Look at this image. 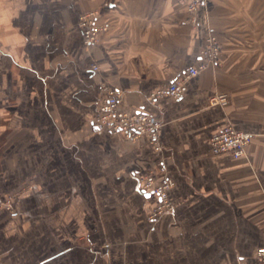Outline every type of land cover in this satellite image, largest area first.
<instances>
[{
	"label": "crops",
	"instance_id": "crops-1",
	"mask_svg": "<svg viewBox=\"0 0 264 264\" xmlns=\"http://www.w3.org/2000/svg\"><path fill=\"white\" fill-rule=\"evenodd\" d=\"M95 9L106 29L88 44L79 17ZM208 34L219 63L182 98L152 99ZM102 86L161 122L160 152L92 124ZM0 89V197L20 192L0 210V264H264V0H204L194 14L178 0H0ZM227 125L253 135L245 156L211 152ZM159 159L174 208L146 230L156 197L140 178L160 177Z\"/></svg>",
	"mask_w": 264,
	"mask_h": 264
},
{
	"label": "built area",
	"instance_id": "built-area-1",
	"mask_svg": "<svg viewBox=\"0 0 264 264\" xmlns=\"http://www.w3.org/2000/svg\"><path fill=\"white\" fill-rule=\"evenodd\" d=\"M187 10L194 14L204 0H178ZM107 5V4H106ZM101 11L98 9L83 12L79 17V28L83 33L85 43L94 44L99 41V36L105 31L106 26L99 22ZM221 44L213 34H208L205 43L201 49L200 61L188 69L184 70L179 78L168 82V84L158 86L150 92L152 99L161 97H171L180 99L187 90L188 80L197 76L209 65L219 63L221 56ZM98 69L97 65L93 66ZM100 96L96 107V113L92 117V124L97 128H108L113 134L125 138L136 139L141 136H147L154 145L156 151L162 150V144L159 141V127L161 122L151 113L145 111L128 112L119 107L120 91L114 87H100ZM1 94V89H0ZM212 103L225 105L228 102V94L218 93L211 98ZM253 135L250 132L235 128L233 125H227L219 132L215 133L210 140L211 152L213 154L230 153L233 157L239 158L247 153V146L252 141ZM158 171L161 176L158 178L151 171L140 178V187L156 197L155 211L152 218L158 217L163 210L172 209V203L169 198V191L173 188L175 181L166 173V165L162 159L157 162ZM20 195V192L8 193L0 197V210L14 211V202ZM257 261L264 262V243L259 246L256 255Z\"/></svg>",
	"mask_w": 264,
	"mask_h": 264
},
{
	"label": "rangeland",
	"instance_id": "rangeland-1",
	"mask_svg": "<svg viewBox=\"0 0 264 264\" xmlns=\"http://www.w3.org/2000/svg\"><path fill=\"white\" fill-rule=\"evenodd\" d=\"M101 91V90H100ZM117 136H120V135H117ZM120 137H123V136H120ZM145 137V136H144ZM140 138V137H139ZM138 139V138H137ZM151 171H155L154 169H151V170H149V172L148 173H150ZM148 173H146V174H144L143 176H145V175H147ZM159 178V177H158ZM34 183L35 182H38L39 180L38 179H34V180H32ZM170 192V191H169ZM10 193H16V192H10ZM169 198H170V196H169ZM171 200V199H170ZM116 203L117 204H119L120 202H119V199L117 198V200H116ZM171 203H172V201H171ZM148 208V210H147V213H146V219H147V221H148V224H147V227H146V230H149L150 229V226L151 225H153V226H155L156 224H158V222L160 221V220H162L166 215H168V214H170V213H172L173 212V208H174V206H173V204H172V209L170 210L169 208L168 209H166L165 211L163 210V212L158 216V217H156V218H152L151 216H152V213L155 211V202L154 203H150L149 204V206L147 207ZM102 226L103 225H101L100 224V222L98 221V219L96 218V221H95V224H94V233L96 234V235H98V234H100L101 233V228H102ZM97 238L98 239H95V244L94 245H92V246H94L99 252H101V253H104L105 251H106V249H108V247H109V242H107V240L106 239H103V237H101L100 236V238H99V235L97 236ZM82 245H84V246H88L89 244H90V242L89 241H87L86 239H85V237H81L80 238V241H79ZM113 243H114V241H111V245L113 246ZM88 244V245H87ZM90 246H91V244H90ZM130 257V256H129ZM214 255H212L211 256V258L212 259H214ZM117 258V257H116ZM115 258V261L117 260ZM114 263H119V261H116V262H114ZM132 264V263H131Z\"/></svg>",
	"mask_w": 264,
	"mask_h": 264
}]
</instances>
